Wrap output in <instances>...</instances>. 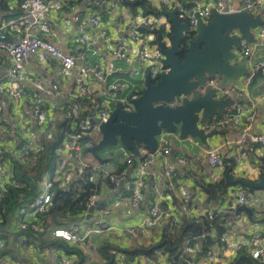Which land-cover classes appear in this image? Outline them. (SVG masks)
<instances>
[{
  "label": "built area",
  "instance_id": "obj_1",
  "mask_svg": "<svg viewBox=\"0 0 264 264\" xmlns=\"http://www.w3.org/2000/svg\"><path fill=\"white\" fill-rule=\"evenodd\" d=\"M109 1L123 7L119 12L116 8L111 10V13H117V23L125 32L120 38L112 35L106 26L105 12L108 0H24L21 5L22 14L11 21L0 23V55L4 54L10 59L7 72L0 74V138H7L11 128V123L4 117L8 110V104L4 99L15 104L26 97L30 99L27 107L30 118L20 115L15 118L14 122L15 125H22L20 140L12 139L4 143L0 142V205L4 198L3 180L10 176V169H4L6 157L10 155L14 159H25L26 161H29L30 158L40 157L43 150V137L45 136L50 141L57 138L56 123L63 119L74 121L77 128L66 136L60 151L62 159L57 166V176H59L57 181H59L60 189L67 188L75 178L83 177L87 171L91 181H99L115 189L119 188L121 181L126 178V170L110 171L105 163L91 166L83 160L84 151L94 148L101 140L100 127L108 121L110 112L114 109L109 104H105L98 109L97 115H93L96 106L89 108L85 104L80 105L75 101L82 97L94 99L99 90L95 79L105 83L110 93L129 88V85L122 81H110L111 75L121 69H102L103 62L100 60V51L96 48L98 41L113 46V55L125 65L131 66L135 62L139 64L138 70L129 69L128 75L142 79V81H146L147 77H150L155 83L165 72V57L158 42L160 40L170 47L173 35V24L165 14L166 11L177 9L179 20L190 27V30L185 34L189 39L196 35L199 20L205 23L210 21L212 11L220 14L246 12L264 19V0H242L241 5H233L228 0H209L203 3L200 0H195L190 3L191 6L188 8H185L180 0ZM137 1H143L144 4L131 6V8L137 7L132 11L127 5ZM10 8L14 9V5H11ZM145 8H150L151 12L147 13ZM66 11L72 14L73 22L79 30L74 39V44L79 52L74 54L64 51L44 37L55 35L56 25L50 16ZM11 28H15L18 33V39L15 41L9 38ZM90 34H92L91 38ZM257 38L264 41V26L258 29ZM241 48L242 55L251 60L250 45L244 42ZM133 54H136L137 57H134ZM37 55L46 62L56 61L64 75L75 73L73 87L67 94L52 80H42L30 72L28 69L30 59ZM91 59H94V62L90 65ZM250 60V69L256 73L257 71L250 65ZM257 68L264 75V63L258 64ZM27 83L32 85L30 93L27 91ZM206 87L216 89V96L220 99H236L242 97L247 90L241 85L222 88L218 78H209ZM143 91L142 87H139L118 103H122L125 111L133 112L135 109L133 103L140 98ZM243 116L244 109L237 104L234 112L227 113L222 120L209 122L205 130L206 132L217 130L225 127L228 123L239 126ZM28 122L30 128L27 127ZM31 122L33 125L30 124ZM98 135H100L99 139ZM169 137L171 138L166 133L158 137L159 144L155 153H151L144 145L139 148L138 156L124 147L120 151L126 165L132 166L137 163L138 166L137 176L130 183L131 193L122 201L128 213H136L140 216V222L125 229L126 237L129 236L125 241L140 236L150 237L153 228L164 224L163 227L166 226L173 232L180 224V219L183 218L207 216L213 219L216 213H221L227 215L222 219L225 232L218 235L214 231L211 236L203 235L195 238L193 243L185 248L186 259H181L177 264H235L242 254H247L250 258L264 264V228L250 231L244 235H240L237 230L239 225L252 221L251 216L240 208L254 207L259 200L254 193H249L244 188H240L237 193L228 195V202L218 208L205 204L207 201L205 193L206 200L195 203L190 187L185 182H180L179 193L174 195L176 202L174 201L171 206L155 204L157 201L152 206H145L142 190L145 187L144 178L148 175V170L158 155L165 158L170 155ZM175 138L180 140L179 136H175ZM246 141L247 134L244 130L235 141V146L242 147ZM187 142L197 148L204 147L191 138ZM257 143L259 145L257 156L264 159V134L257 138ZM18 147H20L19 150H17ZM206 155L209 165L215 173L213 183H217L224 179L225 158L219 148L208 149ZM136 159H139L138 162ZM189 165L187 158H180L177 163L169 162L165 170L155 176L152 191H169L172 177L178 168H187ZM250 170L243 169L241 171L245 174L250 173ZM41 186L42 191L33 204L23 206L16 217L15 225L21 231L40 234L47 228L48 214L54 203L55 192L50 190L47 177ZM163 195L165 198L167 197V193H163ZM99 202V195L92 194L87 201L88 211L83 219L71 224L69 228L50 230L48 234L50 233L53 239H61L78 247L87 256L90 254V259L98 258L96 256L97 245L116 229L110 224V221L102 217L107 214L109 208L99 210L96 217L93 214L92 219L87 218L89 210L95 207L96 211ZM19 243L23 245L20 241ZM118 245L129 249L122 242H118ZM5 247V241L0 239V264H73L75 262L74 257H66L57 250L38 252L33 250V246H23L22 248L16 244L15 253L9 256L4 254ZM92 248L95 253H92ZM158 256V262L143 258L140 259V264H170L167 256L161 252L158 253Z\"/></svg>",
  "mask_w": 264,
  "mask_h": 264
},
{
  "label": "crops",
  "instance_id": "obj_2",
  "mask_svg": "<svg viewBox=\"0 0 264 264\" xmlns=\"http://www.w3.org/2000/svg\"><path fill=\"white\" fill-rule=\"evenodd\" d=\"M205 1L209 0H200L201 3ZM228 1L233 5H241L242 3V0ZM113 8H116L118 12L123 9L122 5H117V3L108 0L105 12L106 26L109 28L112 35H114L116 38H120L125 34V32L117 23V13H111V10ZM50 17L53 19L54 24L56 25L55 35L50 37H46L42 34L41 35L54 42L57 46H59L66 52L72 54L78 53L79 49L76 47V44H74V39L79 33V30L77 25L73 22L72 14L66 11L65 13H60L59 15L54 14ZM11 20H5L0 14V23ZM257 32L258 30L254 31L255 42L253 44L248 43L252 50L250 65L255 69V71L259 70L257 68L258 64L264 63V41L257 38ZM91 36L92 34H90V38ZM9 38L12 41L18 39V33L16 32L15 28L10 29ZM96 48L100 51V60L103 62V70H108L111 68L114 70L121 69L120 71L115 72L114 75H111L110 81H122L123 83L128 84L129 88L110 93L108 92L107 85L105 83H101L99 80L95 79V82L99 85V90L94 98L100 99V101L95 104V113L93 115H97L98 109L103 107V105L105 104H109L113 109H115L118 106L117 103L121 99H125L139 87H142V90H144L146 84L145 80L142 81V79L133 78L127 73L129 69L132 70L134 68L138 70L139 64L137 62H135L131 66L125 65L122 61L118 60L113 55L112 49H114V47H111V45H106V43H103L101 41H98L96 43ZM133 56L137 57L136 54H133ZM9 60L10 59L8 58V56L4 54L0 55V74L7 72L10 66ZM93 62L94 59H91L90 65ZM28 69L31 73L42 80H52L61 88V90L65 94H67L73 87L75 73H71L68 76L62 74L56 61L46 62L39 55H37L30 59ZM136 80H140V82H136ZM26 87L32 89V85L30 83H27ZM241 87L246 88V92L242 97L233 99L236 101V104L228 108L226 111V113L234 112L237 104L243 107L244 116L242 117L239 126L235 125L234 123H228L225 127L217 129V131H219L220 133L209 139V144L204 147L202 146L203 148L194 147L189 142L180 141L178 138H175L174 142H171V139L169 137L171 148L170 155L167 158L158 155L154 163L149 168L148 175H146L144 178L145 187H143L142 190L146 207L152 206L155 201H157L155 204H165L167 207L171 206L173 202L176 201L174 195L175 193H179L178 187L180 182H185L190 187L195 203H201L202 200H206L207 194L204 192L203 186L207 184H214L213 179L215 176L214 170L209 165L208 157L206 155V151L212 148L220 149V153L225 158L226 171L234 161L236 165L232 174L235 178H242L254 182L260 181L264 174L262 175V171L260 167L256 165L255 160L259 159V157L257 156V152L259 149L257 138L260 135L264 134V75L258 78L256 81H254L253 78H246L243 81ZM4 100H6L8 104V110L5 112L4 117L7 118L11 123V128L8 137L4 139L0 138V142L4 143L12 139H14L15 141H17V139L20 140V131L22 125H15L14 122L15 118L20 115L30 118V115L27 111L30 99L26 97L18 104L11 103L7 99ZM217 118L222 119L224 118V116L221 117L220 115H217ZM30 124L33 125V122H31ZM27 127L30 128L29 122ZM244 130H246L247 134L246 143L242 147L235 146V141L244 132ZM139 148H142V144H139ZM121 149L122 146L118 149V152L115 155L107 149L101 151L99 155L102 157V159L105 160V164L108 166V169L110 171H118L123 169L127 171V174L129 171H131L132 178L134 179L137 176L138 171L137 163L132 166L126 165L124 158L122 157V155H120ZM109 154H111L110 157H107ZM88 155L90 154H84L83 157V160L86 163L90 164L91 166L101 164L92 155H90V158ZM180 158H187L190 163L189 167L178 168L176 174L172 177L169 191L159 190L153 192L152 188L154 187L155 176H157L160 172H163L169 162L177 163ZM110 161H112L113 163L110 164ZM243 169H251L250 173H246L247 177H243L244 174L241 171ZM93 182L95 184L101 183L102 186L97 192L99 194V200H106V206L104 208H109L107 214L103 215L102 217L105 220L110 221V224L116 228L114 229V232L109 234L108 238L97 245V249L100 244L107 242L115 245H118V242H122L125 247L131 249L138 245L147 246L160 241V237L163 231L167 229L166 226L163 227L165 224L153 228L150 237L140 236L130 239L129 241H125V239L129 237H126L125 229L128 226H135L140 222V216L136 215V213H128L127 208L122 201L123 199H126L127 196H129L130 183H132V181L126 183V186L124 188V190H126L127 192L126 195H122V190H120L119 188L115 189L112 188V186L95 180H93ZM240 188L241 186L230 187L229 195L231 193H237ZM163 193H167L166 198L164 197L165 195H163ZM254 195H256L259 200L256 205H254V207H251V209L255 211V216L257 218L252 220L248 224L239 225L237 227V230L240 235H244L250 231H258L262 227L264 228V190H258V192L256 191ZM99 210L96 209V211L94 212L95 217L99 213ZM119 225L125 227L121 228ZM92 251V253H95V250L93 248ZM90 263L91 261H86V264Z\"/></svg>",
  "mask_w": 264,
  "mask_h": 264
},
{
  "label": "water",
  "instance_id": "obj_3",
  "mask_svg": "<svg viewBox=\"0 0 264 264\" xmlns=\"http://www.w3.org/2000/svg\"><path fill=\"white\" fill-rule=\"evenodd\" d=\"M129 4L135 7L144 2ZM165 14L173 24L171 46L167 47L160 40L158 42L165 57V72L156 83L147 77L142 95L133 103V112L125 111L122 103L110 112L108 121L100 127L101 140L94 148L84 151L100 163H105V160L99 153L118 144L136 156L139 154V144L155 153L158 137L163 133L171 136V142H174L175 136H179L184 142L191 138L207 146L209 139L220 132L213 130L207 133L206 125L217 120V115H226L227 109L236 104L233 99L218 98L216 89L206 87L208 79L218 78L220 87L226 88L240 86L246 78L256 81L263 76L261 70L256 73L251 71L250 58L241 53L243 42L253 44L254 31L264 26L261 16L246 12L220 14L212 11L210 21L205 23L199 20L196 35L189 39L185 34L190 27L179 20L177 9ZM186 41L187 51L184 53L183 43ZM181 54H184L183 60L179 58ZM235 165L233 161L225 173L224 179L229 186L264 189V175L256 182L237 179L232 174ZM131 177L132 172L129 171L120 183V190L125 188ZM59 194L60 191L55 193L53 202H56ZM240 210L246 211L253 219L257 218L246 207ZM94 211L95 207L89 210L88 219H92Z\"/></svg>",
  "mask_w": 264,
  "mask_h": 264
},
{
  "label": "trees",
  "instance_id": "obj_4",
  "mask_svg": "<svg viewBox=\"0 0 264 264\" xmlns=\"http://www.w3.org/2000/svg\"><path fill=\"white\" fill-rule=\"evenodd\" d=\"M23 1L24 0H0L1 16H3L5 20L18 17L22 14L21 5ZM192 1L195 0H180L185 8L190 7ZM124 4L127 5L126 3ZM11 5H14V9L10 8ZM127 6L131 8L130 5ZM136 9L137 7L131 8L132 11ZM145 11L148 13L151 12V9L145 8ZM184 45V52H186L187 43ZM180 58L183 60V56ZM27 91L30 93L32 90L28 88ZM98 101H100V99L82 97L75 102L80 105L85 104L89 108H94L95 105L93 103H97ZM56 125L58 130L57 138L55 137L54 140L50 141L45 138V136L43 137V150L40 157L35 159L30 158L29 161H26L25 159H14L13 156L10 155L6 157V165H4V169H10V176L3 180L4 198L0 205V239L4 240L6 244L4 250L5 255L12 256L11 254L15 253L14 249L17 244L18 247L22 248L23 246H33V250L38 252L57 250L66 257H74L75 262L73 264H86L87 260L91 261L90 264H140V259L143 258H148L152 262H158L159 252L168 257L170 264H177L181 259H186L184 254L185 248L187 245L192 244L195 238L203 235L211 236L214 231L217 232L218 235L225 232L222 220L227 217L225 214L216 213L213 219H210L207 216H202L200 218H183L180 219V224L176 226L175 231L172 232L169 228L165 229L160 237V241H157V243H152L147 246L138 245L131 249H125L109 242L102 243L97 249L98 258L92 257V259H90V254L87 256L78 247L61 239H53L50 233L48 234V232L53 229L69 228L71 224L83 219L87 214V201L89 197L92 194H98L96 192H98L102 186L101 183L95 184L91 181L88 171L83 177L75 178L65 189H60L59 181H56L57 191L54 192L56 193L60 191V194L56 202L53 203L48 214L49 222L47 228L44 230L45 232L34 234L29 231H21L15 225L16 217L23 206H30L39 196L42 191L41 184L45 177L48 178L50 176L48 182H55V175H58L57 166L62 159L60 151L63 148L66 136L73 133L77 128L74 121L64 119L58 121ZM78 130L80 131L81 129L79 128ZM19 149L20 147L17 148V150ZM138 160L139 159H136V162H138ZM255 162L256 165L260 167L263 175L264 159L259 158L256 159ZM133 180L134 179L131 177L128 182H133ZM230 187L232 186H229L225 182V179L214 184L204 185V192L208 196L205 204L217 206L218 208L224 206L228 202ZM243 188L249 193H254L256 191V189ZM121 194L126 195V190L123 189ZM105 206L106 200H101L98 204L97 210L102 209ZM247 208L255 215L254 210L249 207ZM251 220L254 219L251 217ZM19 241L23 245H21ZM242 255L244 256L241 257V259L238 257L236 260V262L238 261V264H262L259 261L250 258L247 254Z\"/></svg>",
  "mask_w": 264,
  "mask_h": 264
},
{
  "label": "rangeland",
  "instance_id": "obj_5",
  "mask_svg": "<svg viewBox=\"0 0 264 264\" xmlns=\"http://www.w3.org/2000/svg\"><path fill=\"white\" fill-rule=\"evenodd\" d=\"M17 18V17H16ZM12 19H15V18H12ZM9 20H11V19H9ZM136 82H140V80H136ZM100 138V135H98V139ZM121 147V144H118V145H115V146H112V147H108L107 148V150H109L112 154H116L117 152H118V149ZM89 156V158H90V155H88ZM113 162L112 161H110V164H112ZM56 176V178L54 179L55 180V182H49V185H50V187H51V191H57V185H56V181H57V179H58V176L57 175H55ZM247 177V174L245 173L244 175H243V177ZM49 179H50V176L48 177ZM257 192H258V190H256ZM255 191V192H256ZM254 192V193H255ZM256 194H258V193H256ZM120 226V225H119ZM121 228H123V227H125V226H120Z\"/></svg>",
  "mask_w": 264,
  "mask_h": 264
},
{
  "label": "flooded vegetation",
  "instance_id": "obj_6",
  "mask_svg": "<svg viewBox=\"0 0 264 264\" xmlns=\"http://www.w3.org/2000/svg\"><path fill=\"white\" fill-rule=\"evenodd\" d=\"M192 38H193V37H192ZM192 38H190V39H192ZM187 41H188V40H187ZM187 41L183 43V51H184V49H185V48H184V47H185L184 44L187 43ZM184 53H185V52H184ZM182 56H184V54H181V55L179 56V58L182 57ZM180 59H181V58H180Z\"/></svg>",
  "mask_w": 264,
  "mask_h": 264
}]
</instances>
